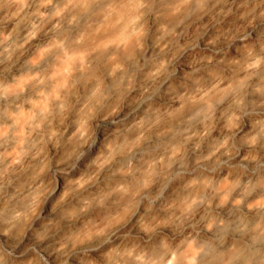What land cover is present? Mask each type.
I'll return each mask as SVG.
<instances>
[{
	"label": "clouds",
	"instance_id": "1",
	"mask_svg": "<svg viewBox=\"0 0 264 264\" xmlns=\"http://www.w3.org/2000/svg\"><path fill=\"white\" fill-rule=\"evenodd\" d=\"M0 264H264V0H0Z\"/></svg>",
	"mask_w": 264,
	"mask_h": 264
}]
</instances>
